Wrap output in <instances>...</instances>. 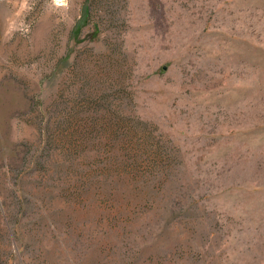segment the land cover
I'll list each match as a JSON object with an SVG mask.
<instances>
[{"label":"rangeland","instance_id":"374dc122","mask_svg":"<svg viewBox=\"0 0 264 264\" xmlns=\"http://www.w3.org/2000/svg\"><path fill=\"white\" fill-rule=\"evenodd\" d=\"M0 264H264V0H0Z\"/></svg>","mask_w":264,"mask_h":264}]
</instances>
